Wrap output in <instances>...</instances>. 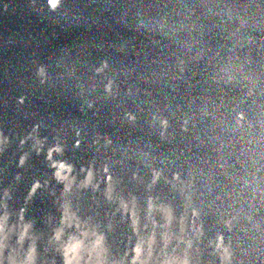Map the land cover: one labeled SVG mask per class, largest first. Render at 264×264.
<instances>
[{"label": "water", "instance_id": "obj_1", "mask_svg": "<svg viewBox=\"0 0 264 264\" xmlns=\"http://www.w3.org/2000/svg\"><path fill=\"white\" fill-rule=\"evenodd\" d=\"M0 221V264H264V0H0Z\"/></svg>", "mask_w": 264, "mask_h": 264}, {"label": "clouds", "instance_id": "obj_2", "mask_svg": "<svg viewBox=\"0 0 264 264\" xmlns=\"http://www.w3.org/2000/svg\"><path fill=\"white\" fill-rule=\"evenodd\" d=\"M2 232H3V223H2V221H0V233H2ZM26 232H27V229H25V233L21 234V237H20L21 241H23L24 235H26ZM102 240H103V237H99L96 241V244L100 245L102 243ZM2 247H3V242H2V239H0V248H2ZM34 252H35V249L33 247L30 250L29 255L27 257L29 264H32V261H33L32 253H34Z\"/></svg>", "mask_w": 264, "mask_h": 264}, {"label": "snow or ice", "instance_id": "obj_3", "mask_svg": "<svg viewBox=\"0 0 264 264\" xmlns=\"http://www.w3.org/2000/svg\"><path fill=\"white\" fill-rule=\"evenodd\" d=\"M78 247H79V245H73L72 248H71L70 250H71V251H75Z\"/></svg>", "mask_w": 264, "mask_h": 264}]
</instances>
